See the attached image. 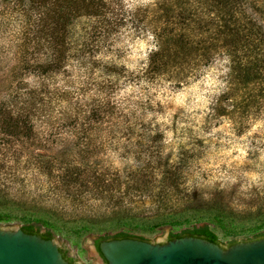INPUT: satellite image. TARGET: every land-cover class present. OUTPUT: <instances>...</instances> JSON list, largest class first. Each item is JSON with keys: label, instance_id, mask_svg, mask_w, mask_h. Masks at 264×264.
<instances>
[{"label": "rangeland", "instance_id": "1", "mask_svg": "<svg viewBox=\"0 0 264 264\" xmlns=\"http://www.w3.org/2000/svg\"><path fill=\"white\" fill-rule=\"evenodd\" d=\"M119 3L123 20L117 18L115 29L86 18L72 25L71 57L50 80L43 112L34 119L39 142L0 132V230H19L38 219L40 232H52L71 264H106L95 244L119 230L165 244L170 233L208 225L222 249L263 239L258 235L264 233V106L260 113H241L245 90L230 70L221 77L226 87L202 107L181 93L195 88L193 81L207 67L180 86L131 82L129 74L145 59L125 33L128 25L137 34L146 30L149 16L147 6L129 12ZM2 22L0 16V99L13 65L5 56ZM104 64L121 68L122 75L107 74ZM112 104L118 108L110 110ZM50 161L54 171L79 166L89 189L67 191L55 174L44 176ZM173 164L182 171L179 192L160 198L156 188L151 194L137 190L141 177ZM100 182L107 190L97 193ZM118 203L134 216L111 215ZM210 208L224 211L205 212ZM162 217L168 224L159 226Z\"/></svg>", "mask_w": 264, "mask_h": 264}, {"label": "trees", "instance_id": "2", "mask_svg": "<svg viewBox=\"0 0 264 264\" xmlns=\"http://www.w3.org/2000/svg\"><path fill=\"white\" fill-rule=\"evenodd\" d=\"M119 2L0 0L5 56L13 62L7 74L9 85L5 96L0 99V132L5 138L30 141L32 144L39 142L34 119L43 112L47 95L51 92L50 80L63 72L71 57L72 25L77 19L86 18L115 29L119 25L118 19L123 20ZM146 13L149 16L146 30L155 35L159 50L151 52L142 67L129 74L131 82L149 85L164 81L180 86L196 79L202 69L213 63L216 55L227 54L232 78L237 86L245 90L244 99L238 104L239 110L246 116L260 113L264 106V0H156L145 8ZM103 68L107 74L122 75V69L116 65L104 64ZM25 76L39 79V83L35 86L27 83ZM111 106L110 110L118 108L114 104ZM46 166L44 176L55 174L68 188L67 191L82 187L89 189L88 178L79 166L60 171L53 170L56 167L54 162L50 161ZM181 180L182 171L173 164L165 171L141 177L136 182L139 185L137 190L151 194L156 188L157 196L164 198L168 192H179ZM97 187L94 189L97 193L107 190L102 182ZM116 205L115 209H111V215L122 218L134 216L131 209L123 208L120 203ZM213 207L218 208L217 205ZM223 211L214 208L205 210L219 214ZM157 220H161L159 226L168 224L165 217ZM40 224L37 219L24 224L21 229L45 240L53 239L49 229L40 232ZM187 236L218 244L217 235L208 225L170 233L168 241ZM124 238L144 240L119 230L110 239L100 238L95 244L96 251L99 253L98 245L102 241ZM258 238H264V233ZM62 256L71 262L64 253Z\"/></svg>", "mask_w": 264, "mask_h": 264}, {"label": "water", "instance_id": "3", "mask_svg": "<svg viewBox=\"0 0 264 264\" xmlns=\"http://www.w3.org/2000/svg\"><path fill=\"white\" fill-rule=\"evenodd\" d=\"M99 253L106 264H264V238L235 243L227 249L198 237L165 244L124 238L102 241ZM0 264H71L53 240L22 229L0 230Z\"/></svg>", "mask_w": 264, "mask_h": 264}, {"label": "clouds", "instance_id": "4", "mask_svg": "<svg viewBox=\"0 0 264 264\" xmlns=\"http://www.w3.org/2000/svg\"><path fill=\"white\" fill-rule=\"evenodd\" d=\"M154 2L155 0H123L125 9L129 12L136 7L148 6ZM125 35L129 37L127 43L135 45L142 59L146 60L151 52L159 50L156 37L150 30H142L137 34V30L132 25H128V31ZM229 64L230 57L227 54L216 55L213 58V63L208 65L207 69L202 70L200 78L193 81L196 87L181 93L182 99L193 104L194 107L207 105L210 102L209 96L211 94H218L220 90L226 87V81L221 77L226 76L229 72ZM193 92L196 93L195 96L192 95Z\"/></svg>", "mask_w": 264, "mask_h": 264}]
</instances>
